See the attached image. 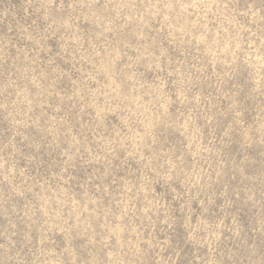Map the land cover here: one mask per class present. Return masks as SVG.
Returning a JSON list of instances; mask_svg holds the SVG:
<instances>
[{"label":"rangeland","instance_id":"1","mask_svg":"<svg viewBox=\"0 0 264 264\" xmlns=\"http://www.w3.org/2000/svg\"><path fill=\"white\" fill-rule=\"evenodd\" d=\"M0 264H264V0H0Z\"/></svg>","mask_w":264,"mask_h":264}]
</instances>
